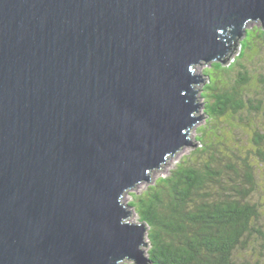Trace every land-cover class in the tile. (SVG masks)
<instances>
[{"label": "water", "instance_id": "obj_1", "mask_svg": "<svg viewBox=\"0 0 264 264\" xmlns=\"http://www.w3.org/2000/svg\"><path fill=\"white\" fill-rule=\"evenodd\" d=\"M264 0H0V264H150L124 193L206 116Z\"/></svg>", "mask_w": 264, "mask_h": 264}, {"label": "trees", "instance_id": "obj_2", "mask_svg": "<svg viewBox=\"0 0 264 264\" xmlns=\"http://www.w3.org/2000/svg\"><path fill=\"white\" fill-rule=\"evenodd\" d=\"M242 41L232 63L246 75V66L240 60L247 48H254L244 47ZM232 63L224 66L211 62L205 69L209 79L200 96L207 125L195 136L198 145L165 177L142 193L133 194L128 202L136 210L138 222L147 228L150 264H248L240 260L238 253L249 245V240L264 235L260 211L251 197L254 167L249 154L242 155L240 149L228 143L236 129L234 122L252 127L255 153L264 160L263 135L255 123L263 101L241 90V84L249 80L246 76L240 83L228 82L226 87L221 84L222 72L230 71ZM239 163L245 171L242 175Z\"/></svg>", "mask_w": 264, "mask_h": 264}, {"label": "rangeland", "instance_id": "obj_3", "mask_svg": "<svg viewBox=\"0 0 264 264\" xmlns=\"http://www.w3.org/2000/svg\"><path fill=\"white\" fill-rule=\"evenodd\" d=\"M253 26H257L256 30H250L251 28H253ZM258 27L263 29L259 24H249L243 28V32L244 30L245 32L244 35L237 40V43L239 45L237 52L226 64H224V66H228L230 63H232L233 59H237V55L240 50L239 42L243 40L242 44L244 45V47H248L251 45L254 48V50L252 51L250 50V48H247L244 57L240 60L246 66V75L241 73L240 68L236 65L233 66L232 63L230 66L231 70L228 71L227 69H225L224 73L222 72V76L220 79L221 84L226 87L229 86L228 82L240 83V81H243L245 76L249 78L247 83L241 84V90L247 95H258V97L262 98L263 107L261 108L259 114H257L255 123L257 125V128L260 130L261 135H263L261 143L262 146H264V33H262ZM246 30H249L248 33L246 32ZM258 33H261L260 39H258L257 37ZM257 40L259 41V43L254 46ZM209 67L210 63L202 65L200 67V75H205V69ZM209 73L213 75L212 71H210ZM206 76L208 82V75ZM206 83H204L203 85H205ZM203 85H201L198 90V97L200 98V103H202L199 109V113H203L205 115L203 106L204 99L200 96ZM206 122L207 116L204 119L200 120L197 124H195L191 129L190 137L194 142H196L195 136L198 134L199 128L207 125ZM234 126L236 129H234V132L230 134L231 136L228 143L233 146L232 148L237 147L238 149H240V153L242 155L249 154L250 163L254 167V195L252 194L251 197L253 201L257 204L258 210L260 211L262 228L261 230L264 232V160H261L259 156L255 153L256 145L254 144V140L256 139V136L255 133H253V128L243 125L242 123L240 124L238 122H234ZM193 148L194 147L191 146L183 147L176 153L171 162L168 163L162 170H159L152 174L150 182L142 181L141 183L137 184L136 188L126 191L123 196V203L128 204V202L132 200L133 194L142 193L144 190H146L148 185L154 183L161 177H165L168 174L169 170L175 166L177 161H179L184 155H187ZM238 166L240 169L239 172L242 175L245 171L241 167L240 163ZM128 209L131 210V217L129 218V221L133 223H138V215L136 213V210L133 207H128ZM147 249L148 248L144 250L145 254ZM238 256L240 257L241 261L247 262L248 264H264V235L258 236L256 239L254 238L253 240H249V245H247V247L243 249V252L238 253ZM127 262L129 261H123L121 264H126Z\"/></svg>", "mask_w": 264, "mask_h": 264}, {"label": "bare ground", "instance_id": "obj_4", "mask_svg": "<svg viewBox=\"0 0 264 264\" xmlns=\"http://www.w3.org/2000/svg\"><path fill=\"white\" fill-rule=\"evenodd\" d=\"M244 32H245V30H244Z\"/></svg>", "mask_w": 264, "mask_h": 264}]
</instances>
